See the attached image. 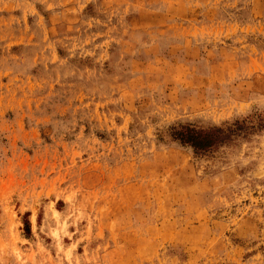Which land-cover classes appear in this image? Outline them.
<instances>
[{
	"label": "rangeland",
	"instance_id": "1",
	"mask_svg": "<svg viewBox=\"0 0 264 264\" xmlns=\"http://www.w3.org/2000/svg\"><path fill=\"white\" fill-rule=\"evenodd\" d=\"M0 264H264V0H0Z\"/></svg>",
	"mask_w": 264,
	"mask_h": 264
},
{
	"label": "trees",
	"instance_id": "2",
	"mask_svg": "<svg viewBox=\"0 0 264 264\" xmlns=\"http://www.w3.org/2000/svg\"><path fill=\"white\" fill-rule=\"evenodd\" d=\"M187 137H188V139H190V141H193V145L197 149H203L207 145V143H205L207 141L204 138L200 137V135L195 136V135L188 134Z\"/></svg>",
	"mask_w": 264,
	"mask_h": 264
}]
</instances>
